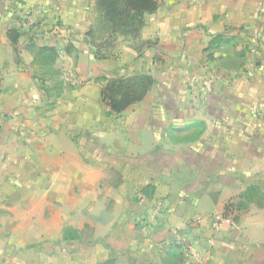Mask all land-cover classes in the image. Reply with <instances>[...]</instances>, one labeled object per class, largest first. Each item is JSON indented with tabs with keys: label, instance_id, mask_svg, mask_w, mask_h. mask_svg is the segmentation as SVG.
Segmentation results:
<instances>
[{
	"label": "crops",
	"instance_id": "0c3cea01",
	"mask_svg": "<svg viewBox=\"0 0 264 264\" xmlns=\"http://www.w3.org/2000/svg\"><path fill=\"white\" fill-rule=\"evenodd\" d=\"M155 1L108 43L94 0H0V264H264V0ZM140 73L108 115L103 77Z\"/></svg>",
	"mask_w": 264,
	"mask_h": 264
},
{
	"label": "trees",
	"instance_id": "16d2710c",
	"mask_svg": "<svg viewBox=\"0 0 264 264\" xmlns=\"http://www.w3.org/2000/svg\"><path fill=\"white\" fill-rule=\"evenodd\" d=\"M94 11L96 13V29H90L88 36L90 39L104 34L108 43L112 42L119 36H135L142 29L147 15L154 13L158 8L155 0H94ZM21 34L20 29L12 27L10 38L12 42ZM46 53L44 62L52 59L54 49L45 47L40 53ZM48 74L57 75L58 71L50 69ZM35 76V75H34ZM103 77V76H102ZM106 84L102 90L103 102L108 108V115H116L130 104L141 100L152 84V77L149 74L140 73L130 76H115L106 78ZM45 96L47 91L38 83ZM62 83L60 81L53 85L52 90L58 96L62 92ZM154 187L147 185L140 190V194L150 198L153 194ZM256 191L248 189L243 193L244 199H249ZM234 209L244 206L238 202L237 205L232 203ZM226 212V209H225Z\"/></svg>",
	"mask_w": 264,
	"mask_h": 264
},
{
	"label": "built area",
	"instance_id": "2783aa9c",
	"mask_svg": "<svg viewBox=\"0 0 264 264\" xmlns=\"http://www.w3.org/2000/svg\"><path fill=\"white\" fill-rule=\"evenodd\" d=\"M24 17H29L30 16V11L29 10H25L23 13ZM24 26V23L19 22L16 27H18L19 29H21ZM144 196H140V198H143ZM232 201L230 200L227 205H226V212L224 210V212L221 215H211L210 217H208V223L210 225V228L213 231H220L222 229V226L224 224L233 226L235 221V214H234V210L232 208ZM162 210V205L161 203L157 202L154 204V212H156L157 214L160 213ZM185 256L187 259L192 260L193 264H208L204 259H202L200 256H198L197 253H195L192 248L190 246L187 245L186 247V252H185Z\"/></svg>",
	"mask_w": 264,
	"mask_h": 264
}]
</instances>
